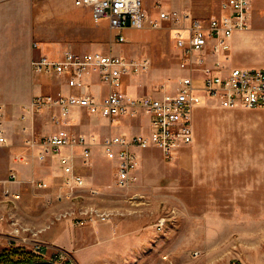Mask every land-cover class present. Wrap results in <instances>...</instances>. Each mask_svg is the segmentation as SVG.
Segmentation results:
<instances>
[{
  "label": "rangeland",
  "instance_id": "rangeland-1",
  "mask_svg": "<svg viewBox=\"0 0 264 264\" xmlns=\"http://www.w3.org/2000/svg\"><path fill=\"white\" fill-rule=\"evenodd\" d=\"M147 1L153 16L158 5L205 16L218 12L224 0ZM62 2L0 0V136L6 137L5 143L0 142V264L32 259L58 264H264V192L257 187L264 184V108L243 107L233 115L228 109L211 110L201 129L208 153L203 167L214 171L250 161V185L256 187L250 191V203L183 200L175 158L165 159L158 149L145 151L151 161L140 162L138 180L125 187L115 184L116 170L104 158L99 139L91 158L87 162L79 158L76 165L85 181L82 187L67 182L58 162L51 169L55 158L38 159L27 139L54 127L49 123L45 128L47 109L25 118L23 107L35 94L32 57L51 56L59 48L61 56L63 47L71 43L62 24L69 23L71 29V14L83 9L63 13ZM84 13L80 19L105 38L97 48L148 59V69L134 78L158 77L154 91L181 74L167 23L156 29L126 28V40L117 41L107 19L96 23ZM258 22L264 26V10ZM94 48L91 44L87 50ZM250 56L251 67H264L263 36L257 34L250 42ZM45 75L38 77L48 79ZM221 153V160L213 156ZM243 154L249 157H227ZM236 174L226 172L222 178L229 182ZM38 181L47 186H37ZM247 209L250 222L243 224L250 233L229 231L235 217Z\"/></svg>",
  "mask_w": 264,
  "mask_h": 264
},
{
  "label": "built area",
  "instance_id": "built-area-1",
  "mask_svg": "<svg viewBox=\"0 0 264 264\" xmlns=\"http://www.w3.org/2000/svg\"><path fill=\"white\" fill-rule=\"evenodd\" d=\"M74 3L89 8L96 23L107 19L109 27L116 31L117 41L126 40L123 34L126 28L156 29L167 23L172 29L182 73L167 84L169 89L163 86L160 95L137 96L124 90L123 81L128 75H139L148 69L147 58L100 50L78 52L70 46L59 57L47 54L32 57L34 71L66 75L68 86L78 89L67 94L38 93L23 107L25 118L36 111L53 110L51 120L56 130L38 138L31 135L27 142L36 149L39 160L56 158L67 182L73 186L85 185L76 170L77 159L87 162L93 154L92 140L69 128L76 108L110 122L142 113L148 117V132L112 134L101 143L104 155L115 162V184L119 187L138 180L142 150L155 147L170 160L179 147L192 143L193 111L207 101L225 108H264V67L229 63L230 39L236 31L251 27L254 0H224L219 12L205 16L165 10L159 5L153 16L147 0H74ZM93 74L109 86L107 94L89 90L87 79ZM0 142H6L4 135L0 136ZM37 186L47 184L38 181ZM37 248L41 249V245Z\"/></svg>",
  "mask_w": 264,
  "mask_h": 264
},
{
  "label": "crops",
  "instance_id": "crops-1",
  "mask_svg": "<svg viewBox=\"0 0 264 264\" xmlns=\"http://www.w3.org/2000/svg\"><path fill=\"white\" fill-rule=\"evenodd\" d=\"M61 10L63 13H74L75 9H83L78 14H71L70 24L72 25L71 29L68 27L69 23L62 24L65 28L64 34L68 39H70V44L63 47L66 48L70 46L72 49L78 52H86L92 51L87 50L91 44H94V50H100L97 48L99 44L105 39L100 33L96 31L94 28H89V24L85 22V20H81V16L83 17L86 11L90 16L91 12L87 7H80L74 3V0H62ZM220 4V3H219ZM178 7L180 5L176 4ZM220 6V5H219ZM218 6V12L220 11V7ZM264 10V0H254L253 8H252V17H251V27L245 31H236L231 39V48L229 51V63L233 66H245L251 67L250 61H253L252 56H250V42L254 39V37L258 34V36L264 37V26L258 22L261 18L262 11ZM76 11V10H75ZM217 13V12H216ZM74 19V20H73ZM66 22H69L66 21ZM67 31V32H66ZM258 32V33H257ZM110 37V35H109ZM95 40V41H94ZM116 40V38H115ZM59 41V39H57ZM62 41V40H61ZM62 49V50H63ZM93 50V51H94ZM59 52H61V48L57 50L54 54H50L53 57H59ZM106 53H110L107 51H103ZM122 55V54H120ZM123 56V55H122ZM137 57V56H135ZM179 60V58H178ZM236 61V62H235ZM243 64V65H239ZM177 70L182 73L177 64ZM39 74L43 73H35L36 77L33 81V89L35 90V94L45 92V94L55 95L58 92L62 93H76L78 89L69 87L67 84V76L66 75H56V74H46L48 76L45 80H41L38 77ZM137 75H128L124 78L123 88L125 91L132 95H160L165 87H168V83L165 87H160V91H154V84L159 83L160 79L154 75L134 78ZM89 90L98 93L100 95H105L109 92V86L101 81L97 74H93L87 79ZM33 94V95H35ZM243 107H235V108H225L220 106L215 101H207L204 105L198 106L193 111V129H194V140L192 143L188 145H184L179 147L174 155V170L181 175V182L183 188V196L186 201H194V202H217V203H250V191H254L256 188L253 184L250 185V161L245 163H235L233 165L226 166L225 168L220 166L219 169H215L214 171H210L206 167H203L202 159L205 158L208 154L206 152L207 148H205V144H207V136L204 135L203 131H201L205 120L208 118V114L211 110H225L228 109L233 115L235 112L241 110ZM247 108V107H245ZM249 109V108H247ZM52 109H47L49 113V122L45 128L50 126L54 127L53 131L56 130V126L51 120ZM227 115V116H228ZM98 121L104 124L98 125ZM50 123V126H49ZM104 127L103 130L99 127ZM44 128V127H43ZM71 131L75 133H81L86 135L89 139L92 140L93 150L95 148V144L97 143V139H99L100 144L103 139L112 134H126L133 135L134 133L139 132H148L150 129V122L148 117L142 113L137 117H122L113 122H110L108 119L100 116H95L87 113L82 109H74L73 117L71 120V124L69 125ZM90 135H87V133ZM86 133V134H85ZM98 137H95L94 135ZM102 134V135H101ZM101 148L102 144L100 145ZM148 149H157L155 147H151ZM141 151V165L142 163L145 165L150 162L151 159L145 157V151ZM80 148L78 149V151ZM159 150V149H158ZM160 151V150H159ZM161 153V151H160ZM104 155V154H103ZM161 156L163 157L162 153ZM213 156H218L221 160L223 158V154H217ZM243 156L249 157L248 154L243 155H227L228 158H242ZM104 158L110 162L109 166L115 168V162L113 160L108 159L105 155ZM51 169L55 170V165L57 166V159H53ZM79 158L77 159L78 162ZM112 164V165H111ZM140 165V166H141ZM60 167V166H59ZM61 168V167H60ZM140 168V167H139ZM116 170V169H115ZM219 170V171H218ZM237 173V177L233 180L226 182L222 176L224 173ZM212 177L216 179L214 181H209L207 178ZM258 188H263L264 192V184L257 185ZM243 212V211H242ZM239 214L235 217L237 218L235 221H232L233 224L229 231L235 230L239 233L246 232L250 233V228L245 229L244 222H250V209H247L243 212V215L239 218ZM241 224V226H240ZM239 226V227H238ZM244 226V227H243Z\"/></svg>",
  "mask_w": 264,
  "mask_h": 264
},
{
  "label": "water",
  "instance_id": "water-1",
  "mask_svg": "<svg viewBox=\"0 0 264 264\" xmlns=\"http://www.w3.org/2000/svg\"><path fill=\"white\" fill-rule=\"evenodd\" d=\"M26 264H58V263L49 259H40V260H34Z\"/></svg>",
  "mask_w": 264,
  "mask_h": 264
},
{
  "label": "trees",
  "instance_id": "trees-1",
  "mask_svg": "<svg viewBox=\"0 0 264 264\" xmlns=\"http://www.w3.org/2000/svg\"><path fill=\"white\" fill-rule=\"evenodd\" d=\"M33 260V259H32ZM32 260H30V261H25V262H23V263H21V264H26V263H29V262H32ZM34 261V260H33Z\"/></svg>",
  "mask_w": 264,
  "mask_h": 264
}]
</instances>
